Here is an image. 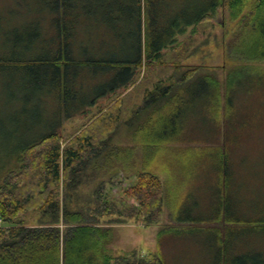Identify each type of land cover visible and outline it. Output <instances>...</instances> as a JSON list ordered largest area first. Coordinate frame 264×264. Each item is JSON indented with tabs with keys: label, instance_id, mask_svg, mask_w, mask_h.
I'll list each match as a JSON object with an SVG mask.
<instances>
[{
	"label": "trees",
	"instance_id": "obj_1",
	"mask_svg": "<svg viewBox=\"0 0 264 264\" xmlns=\"http://www.w3.org/2000/svg\"><path fill=\"white\" fill-rule=\"evenodd\" d=\"M57 4L58 10L54 13L57 22L49 31L58 37L56 56L49 59L48 55L35 53L46 46L42 37L33 41V46L30 41H24L30 56L24 60L53 63L57 71L55 75L60 76L61 70L65 71L69 63L74 64L68 58L67 39L68 33L71 36L76 29L67 28L68 21L74 23L73 19H67L71 17V13L67 14V0H57ZM142 6L141 0H118L109 16H105L108 21L117 20L124 24L126 12L134 8L127 22L129 27L136 24V32H130L131 42H134L130 49L137 55L128 58L126 63L102 65L123 68L122 75L118 69L113 72L115 78L121 76L120 81L94 100H82L71 109L70 115L63 114L65 120L76 113H86L100 98L130 83L145 59L150 65L148 86L143 103L129 121L134 125L135 145L110 148L106 128L93 129L95 123L110 117L118 121V115L112 110L86 126L82 136H76L65 147L58 131L62 124L59 121L46 133L20 143L15 151H4L0 164L12 161V168L8 167L0 178V217L6 223L0 227V264H165L160 249L159 253L149 251L143 257L138 254V249H134L127 255L114 258L109 252L114 225L105 226L101 220L136 221L149 226L158 222L166 204L171 207L176 223L183 224L181 227H187V231L192 229L202 234L212 254L211 264H263L256 256H249L248 251L264 243V212L253 213L248 207H224V197L220 193L210 211L184 212L183 198L173 191L176 190L171 185L173 179L169 180L165 192L157 172L163 169L180 183L188 182L197 173L195 164L200 163V168L203 167L207 150L208 163L213 158L211 164H214V170L210 169L211 164L208 166L209 173L218 175L212 177V182L219 183V190L227 187L232 167L222 159L230 143L228 136L231 132L226 125L233 116L231 109L241 84L240 72L248 74L245 79L247 84L250 83L249 87L255 84L254 87L258 88L264 83V0H209L202 6L192 5L187 12H179L167 19L163 17L164 20L159 13L150 10V4H146V12L142 11ZM220 8L229 12L232 21L242 16L228 43V57L241 63L235 62L228 68L225 97L223 83L216 71L189 68L176 82L166 83L165 76L173 80L189 58L191 46L179 41L178 35L191 26L196 32L200 25L215 18ZM191 42L189 40L187 44ZM256 62L260 65L254 64ZM166 64L170 67L161 68L160 65ZM158 68L159 73H156ZM63 77V92L60 86L58 96L64 103L65 95L74 98L77 88L68 89L66 72ZM13 135L12 139L15 138ZM208 141L215 144L209 145ZM91 164H94L92 173L103 176L140 169L138 183L124 188L125 199L109 202L103 192L105 180L97 187L92 205L75 208L69 203L68 194L78 190L85 178L91 176L88 172ZM184 175L189 178L184 179ZM182 177L183 182L180 181ZM119 185L123 186L122 183ZM134 198L137 203H129L128 199ZM123 200L129 203L127 208H118ZM36 217L39 223L30 224V219ZM164 231L169 230L161 231L159 239Z\"/></svg>",
	"mask_w": 264,
	"mask_h": 264
},
{
	"label": "rangeland",
	"instance_id": "obj_2",
	"mask_svg": "<svg viewBox=\"0 0 264 264\" xmlns=\"http://www.w3.org/2000/svg\"><path fill=\"white\" fill-rule=\"evenodd\" d=\"M116 1L118 0H67V14L71 13V17L67 19L74 21L72 24L68 21L67 28L76 29L75 34L70 36L68 33L67 54L74 64L69 63L65 71L61 70L60 76H56L57 71L53 63L24 60L25 57L30 58L29 48L25 46L27 43L24 41H30V45L33 46L38 38L43 37L42 43L46 46L44 50L38 49L35 53L48 55L49 59L56 56L58 37L49 31L57 22L54 18V13L58 10L57 0H0V162L4 159V151L13 152L16 146L26 139H34L49 131L51 127H56L63 119L62 114L70 115L71 109L82 100L92 101L120 81L121 76L116 79L113 72L118 69L122 75L123 68L102 65L126 63L128 58L137 55L130 49L134 44L131 42L130 32H136V24L129 27L127 22L129 14L134 13L133 7L126 12L124 24L117 20L110 22L105 18L109 16ZM147 1L149 0H141L142 11L146 12V4H150V10L159 13L163 20V17L167 19L179 12H187L192 5L202 6L209 2V0ZM241 18L242 16L232 21L229 12L220 8L215 18L200 25L196 32L195 27L191 26L185 33L178 35L179 41H183L185 46H191L189 58L183 62L185 66L174 75L173 80L165 76L167 82H164H176L182 72L189 68H200L202 72L216 71L223 83L224 98L228 68L235 62L241 63L234 62L228 57V43L238 29ZM189 40L192 42L187 44ZM254 64L260 65L259 62ZM160 66L170 67L168 64ZM149 68V62L144 59L130 83L100 98L86 113L65 118L59 129L62 145L65 147L76 136H82L86 126L112 110L118 115V121L110 117L102 121L103 123H95L93 129L106 128L105 133L110 137V141L107 142L110 148L135 145L134 125H130L129 121L143 103L145 89L148 86L147 79L150 76ZM64 72L67 88L74 90L77 88V94L74 98L65 95L66 102L64 99L63 103L59 100L58 88L61 86L63 92ZM155 72L159 73V68ZM240 74L241 84L234 95L231 109L233 116L226 125L231 132L229 136L227 135L230 143L226 147L227 153L225 152L224 158L222 157V161L232 167L227 187L219 190V183L212 182V177L218 175L212 176L209 173L208 166L213 158L208 163L207 150L203 167L200 168L202 165L197 163L195 165L198 170L193 177L184 175V179L189 178L188 182L185 181L187 183H180L176 177H171L170 173L163 169L157 172L163 181L165 192L169 180L173 179L171 185L176 189L173 190L176 196L183 198L184 212L196 214L203 210L210 211L213 209L211 205H214L216 198L220 196L219 193L224 197L222 199L224 207H248L253 213L264 212V83L258 88L254 87L255 84L249 87L250 83L247 84L245 79L249 77L248 74L245 71H241ZM143 117L145 115H142ZM16 139L19 142L15 143ZM207 144L215 143L208 141ZM92 165L94 164H91L88 170L91 176L85 178V182L78 190L68 194L69 203H73L75 208L92 205V197L97 187L105 180L103 192L109 197V202L122 200L124 188L138 183L140 169L125 175L118 172L111 176H103L98 172L92 173ZM8 167L12 168V161L0 164V178ZM213 168L214 164H211L210 169L214 170ZM221 180L224 181L223 176ZM180 181L183 182V177ZM121 183L123 186L119 185ZM128 201L137 203L135 198ZM129 203L123 200L121 207L118 208L125 209ZM30 220L32 225L39 223L38 217ZM102 223L105 226L114 225V238L109 245V252L114 258L127 255L134 249H138L141 257L146 256L149 251L159 253L161 250L165 264H211L212 254L202 234L192 229L187 231L185 230L187 227H181L183 224L176 223L168 204L163 205L158 222L149 226L136 221L118 223L106 218L101 220ZM61 225L64 226L63 222ZM179 226L181 228L170 229ZM164 229L169 231L162 232L159 239V234ZM253 248L254 250L248 251L249 256H256L264 264V243Z\"/></svg>",
	"mask_w": 264,
	"mask_h": 264
},
{
	"label": "crops",
	"instance_id": "obj_3",
	"mask_svg": "<svg viewBox=\"0 0 264 264\" xmlns=\"http://www.w3.org/2000/svg\"><path fill=\"white\" fill-rule=\"evenodd\" d=\"M82 114H84V113H76V114L72 115V117H73V116H79V115H82ZM62 118H63V119L61 120V121H62L61 126H62L63 123L65 122L64 117H63V114H62ZM61 126L58 128V131H59V129L61 128ZM121 173H123V174L125 175L124 172H121ZM122 180H123V179H122ZM131 185H132V184H131ZM5 224H6L5 221L0 217V227H1V226H5Z\"/></svg>",
	"mask_w": 264,
	"mask_h": 264
}]
</instances>
